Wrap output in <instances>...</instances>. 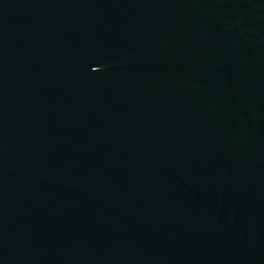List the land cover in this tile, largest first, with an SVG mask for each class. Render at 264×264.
Instances as JSON below:
<instances>
[{"label": "water", "instance_id": "water-1", "mask_svg": "<svg viewBox=\"0 0 264 264\" xmlns=\"http://www.w3.org/2000/svg\"><path fill=\"white\" fill-rule=\"evenodd\" d=\"M0 264H264V0H0Z\"/></svg>", "mask_w": 264, "mask_h": 264}]
</instances>
